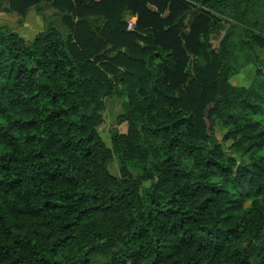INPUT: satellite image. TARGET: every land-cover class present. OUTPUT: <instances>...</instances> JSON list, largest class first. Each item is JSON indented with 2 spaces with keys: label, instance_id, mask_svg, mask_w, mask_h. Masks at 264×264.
I'll return each instance as SVG.
<instances>
[{
  "label": "trees",
  "instance_id": "16d2710c",
  "mask_svg": "<svg viewBox=\"0 0 264 264\" xmlns=\"http://www.w3.org/2000/svg\"><path fill=\"white\" fill-rule=\"evenodd\" d=\"M262 1L8 0L21 15L44 2L65 31L0 26V264L104 251L114 264H264V75L229 82L262 62ZM217 16L231 25L214 49ZM109 96L127 124L110 147L97 130ZM96 215L112 228L82 236Z\"/></svg>",
  "mask_w": 264,
  "mask_h": 264
},
{
  "label": "rangeland",
  "instance_id": "374dc122",
  "mask_svg": "<svg viewBox=\"0 0 264 264\" xmlns=\"http://www.w3.org/2000/svg\"><path fill=\"white\" fill-rule=\"evenodd\" d=\"M8 3L7 0H0V26H7L11 30L15 31L19 36H21L24 39L30 40L33 38L34 34L36 32H39L40 30L45 29L48 25L54 24L59 29L65 31V26L62 23L61 15L58 13H53L52 11H44L42 10L43 14L42 16L38 15L39 10H37L36 14H32V17L30 19L29 24L24 25L23 22V16L21 14H17V12H11L7 10ZM6 8V9H5ZM253 17L256 19L254 20L256 24H254V27L257 29V33L260 34L262 37H264V1H262L260 4H258L254 9L251 10ZM52 12V13H51ZM126 19V26L127 22L132 20L136 21V16L128 13V15L125 13L124 15ZM191 18L190 14H187L186 17L183 19V24H188V20ZM231 20L229 18L220 17L217 16L213 24L211 25V29L208 33V41L210 42L211 46L214 49H218V44L223 35L226 31L230 29ZM128 29V28H127ZM129 30V29H128ZM231 30V33L233 35L236 32H233ZM234 40V39H233ZM257 53L259 54L260 58L262 59V62L256 63L254 65L257 68H259V72L261 76L264 75V47L258 48ZM249 67V66H248ZM251 68V66H250ZM190 70V69H189ZM230 81L236 85H248L250 82L249 80L242 77L240 73H236L232 75L230 78ZM123 112V102L122 99L117 96H109L104 99V109L102 111V121L97 126V130L106 144V146L110 147V128L116 127L119 132L125 133L127 130V124L126 122H122L117 124L116 119L117 117ZM220 138V136L218 135ZM258 155L264 156V146L256 152ZM248 156H244V160H247ZM119 161L117 157L114 155L110 164H109V171L112 175H118L119 171ZM130 171L133 176H136L139 174L138 170L131 169ZM247 204V203H246ZM113 226V218L108 216H101L96 215L88 220H86L82 226L81 235L84 236V234L88 232H98L103 233L109 229H111ZM87 241L82 240L81 243L85 244ZM79 245L72 246L66 250H63L60 252V256L62 255H73L76 250L78 249ZM90 264H114L113 263V254L110 252H98L94 253L91 256Z\"/></svg>",
  "mask_w": 264,
  "mask_h": 264
},
{
  "label": "crops",
  "instance_id": "0c3cea01",
  "mask_svg": "<svg viewBox=\"0 0 264 264\" xmlns=\"http://www.w3.org/2000/svg\"><path fill=\"white\" fill-rule=\"evenodd\" d=\"M7 3H8V0H7ZM37 6H39V13H37L36 11L38 10V9H36V7ZM7 8H8V6H6ZM6 9V8H5ZM8 10V9H7ZM42 10H44L45 12L47 11H52L53 13H55L56 11L54 10V9H51L50 7H48V6H46L45 4H44V2H41V3H39L38 5H34V6H31L28 10H27V12H25L22 16H23V22H24V25L26 24V26H27V24H29V22H30V19H31V17H32V14H33V12H34V14H38V15H40V16H42V14H43V12H42ZM9 11V10H8ZM11 12H13V11H11ZM51 12V13H52ZM33 14V15H34ZM127 15H128V13H126ZM40 31H42V30H40ZM39 31V32H40ZM37 33V32H36ZM35 35V34H34ZM32 39V38H31ZM249 66V67H248ZM250 66H251V68H250ZM238 73H240L241 75H242V77L243 78H245V79H247V80H249V84L248 85H245V87L246 86H249L250 84H251V82H252V79H253V77L255 76V73H256V67L253 65V64H249V65H247V66H245V67H243V68H241L240 69V71L238 72ZM232 76H230V78H231ZM230 78H229V82H230V84H232V85H234V86H241V85H236V84H234V83H232L231 81H230ZM242 86H244V85H242Z\"/></svg>",
  "mask_w": 264,
  "mask_h": 264
},
{
  "label": "built area",
  "instance_id": "2783aa9c",
  "mask_svg": "<svg viewBox=\"0 0 264 264\" xmlns=\"http://www.w3.org/2000/svg\"><path fill=\"white\" fill-rule=\"evenodd\" d=\"M134 26H135V21L130 20L127 22V28L128 29H133Z\"/></svg>",
  "mask_w": 264,
  "mask_h": 264
}]
</instances>
